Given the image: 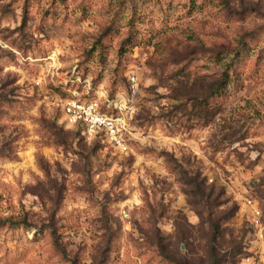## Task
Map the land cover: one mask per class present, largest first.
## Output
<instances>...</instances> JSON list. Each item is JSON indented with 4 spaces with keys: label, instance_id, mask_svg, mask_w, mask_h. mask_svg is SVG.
I'll return each mask as SVG.
<instances>
[{
    "label": "rangeland",
    "instance_id": "1",
    "mask_svg": "<svg viewBox=\"0 0 264 264\" xmlns=\"http://www.w3.org/2000/svg\"><path fill=\"white\" fill-rule=\"evenodd\" d=\"M0 264H264V0H0Z\"/></svg>",
    "mask_w": 264,
    "mask_h": 264
},
{
    "label": "built area",
    "instance_id": "2",
    "mask_svg": "<svg viewBox=\"0 0 264 264\" xmlns=\"http://www.w3.org/2000/svg\"><path fill=\"white\" fill-rule=\"evenodd\" d=\"M135 82V78H132ZM67 120L72 125L83 128V136L90 139L106 140L113 148L125 147L126 123L122 114L110 113L108 109L123 111L116 103H110L106 108L97 101H81L78 99L60 100Z\"/></svg>",
    "mask_w": 264,
    "mask_h": 264
},
{
    "label": "trees",
    "instance_id": "3",
    "mask_svg": "<svg viewBox=\"0 0 264 264\" xmlns=\"http://www.w3.org/2000/svg\"><path fill=\"white\" fill-rule=\"evenodd\" d=\"M97 50L96 47L93 48L92 52H95ZM228 74L227 71L224 72L223 76L217 80H214V82L211 83V85H209V97H215L217 95L220 94V89L223 88L226 84V79H227ZM63 98L65 99H75L74 96H72L71 94H63ZM79 132L81 133V135L83 136V128L81 126L78 127ZM84 137V136H83ZM212 222V224H214L213 220H210ZM24 223L27 225V222L24 221ZM215 225V224H214ZM214 229H217L214 227Z\"/></svg>",
    "mask_w": 264,
    "mask_h": 264
}]
</instances>
